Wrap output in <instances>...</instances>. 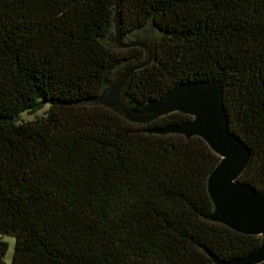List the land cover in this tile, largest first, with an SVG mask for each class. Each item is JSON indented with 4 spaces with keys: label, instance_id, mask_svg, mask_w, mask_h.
I'll use <instances>...</instances> for the list:
<instances>
[{
    "label": "trees",
    "instance_id": "16d2710c",
    "mask_svg": "<svg viewBox=\"0 0 264 264\" xmlns=\"http://www.w3.org/2000/svg\"><path fill=\"white\" fill-rule=\"evenodd\" d=\"M122 35L153 23L151 61L124 82L138 102L215 80L229 129L250 149L239 176L264 191V0H119ZM115 0H0V234L10 264H216L261 236L213 221L200 136L149 132L190 116L133 122L94 103L120 74L108 44ZM44 109L33 120L23 112ZM8 243L0 237V264ZM258 264H264V261Z\"/></svg>",
    "mask_w": 264,
    "mask_h": 264
},
{
    "label": "water",
    "instance_id": "95a60500",
    "mask_svg": "<svg viewBox=\"0 0 264 264\" xmlns=\"http://www.w3.org/2000/svg\"><path fill=\"white\" fill-rule=\"evenodd\" d=\"M119 0H115L114 32L111 46H140L147 50L148 57L142 61L122 59L117 68L119 76L103 87L94 103L116 106L124 117L133 122L148 123L163 115L180 111L190 117L182 122L170 123L161 128H149V132L180 133L190 138L202 137L220 156V160L207 176V189L213 203L208 218L223 223L234 230L261 236L254 249L242 256L222 259L210 253L216 264H258L264 261V191L259 192L239 176L245 169L250 149L247 144L229 129L223 104V89L215 80H191L179 83L165 94L144 102L130 97L123 98L121 90L126 79L139 68L147 65L153 56L150 39L159 29L151 22L134 28L130 34L137 37L124 42L121 31Z\"/></svg>",
    "mask_w": 264,
    "mask_h": 264
},
{
    "label": "rangeland",
    "instance_id": "374dc122",
    "mask_svg": "<svg viewBox=\"0 0 264 264\" xmlns=\"http://www.w3.org/2000/svg\"><path fill=\"white\" fill-rule=\"evenodd\" d=\"M114 39H115V32H114V28H113L112 33L108 37L107 41L111 42ZM136 39H137V37L132 35V34H130V33H127V34L123 35L124 42H132V41H134ZM151 40L152 39H150V41ZM115 47L117 48V50L121 51L122 53L129 54V50L127 48L119 46V45H116ZM43 112H44V109H40V110H38L36 112H27V111H25V112L22 113L21 118L23 120H33L37 116L42 115ZM0 237L2 239H4L8 243V249H7L6 254L4 256V260H5L6 264H10V257H11V254L13 252V249H14L15 238H14V236L12 234H6V233L5 234H0Z\"/></svg>",
    "mask_w": 264,
    "mask_h": 264
}]
</instances>
